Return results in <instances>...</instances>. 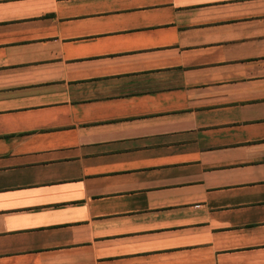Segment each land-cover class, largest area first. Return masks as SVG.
<instances>
[{"label":"crops","instance_id":"0c3cea01","mask_svg":"<svg viewBox=\"0 0 264 264\" xmlns=\"http://www.w3.org/2000/svg\"><path fill=\"white\" fill-rule=\"evenodd\" d=\"M0 264H264V0H0Z\"/></svg>","mask_w":264,"mask_h":264}]
</instances>
